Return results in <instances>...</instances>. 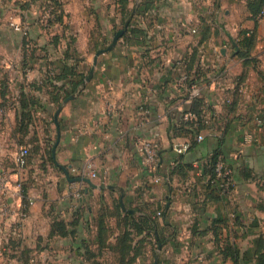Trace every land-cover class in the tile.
<instances>
[{
	"label": "crops",
	"instance_id": "crops-1",
	"mask_svg": "<svg viewBox=\"0 0 264 264\" xmlns=\"http://www.w3.org/2000/svg\"><path fill=\"white\" fill-rule=\"evenodd\" d=\"M247 1L148 0L146 8V0H130L133 17L127 20L134 33L129 34L127 27L128 40L119 38L98 57L90 80L58 104L49 95H37L44 110L38 108L35 114L44 118L53 113L50 134L43 136L56 140L54 115L60 108L57 162L68 168L70 177H89L95 187L70 182L60 167L61 181L51 179L41 187L28 182L25 199L7 198L12 205L6 219L11 232L42 230L39 237L44 239L33 242L39 252L52 250L53 264H153L156 255L158 264H255L254 258L244 259L242 253L264 233L260 230L264 228V16L259 12L254 18ZM246 31L253 32L250 46L238 43ZM87 48V43L77 46L84 58L77 70L86 75L93 59ZM60 64L54 62L56 71ZM184 73L199 85L200 99L210 110L201 130L203 140L177 154L175 142L191 145L195 139L192 133L175 134L172 129L190 106L192 82H180ZM30 81L31 76L8 78L5 100L0 98V140L9 136L17 140L19 99L21 94L30 95ZM53 84L70 89L68 79ZM69 96L73 97L65 101ZM36 128L39 142L46 144ZM145 139L158 147L154 169L140 158L138 143ZM217 148L234 170L235 185L228 197L214 191L203 164ZM17 150L10 156L11 166L4 168L12 171L13 179ZM33 165L23 180L29 174L36 177L41 166ZM91 171L97 173L95 178ZM100 197L109 208L118 199L121 209L134 215L155 210L154 238L136 236L132 247L140 251L134 255L131 248L123 263L118 250L98 248L93 216L101 207ZM83 206L87 212L81 223L88 222L89 230L78 227L75 235L48 238L54 217L67 221L62 213L71 212L72 218L73 211ZM23 210L22 226L12 223ZM158 210L164 214L158 215ZM113 219H108L111 227ZM158 237L164 242L156 244ZM115 242L113 236L107 240ZM221 245L238 247L240 253L221 252ZM13 257L18 261L17 254Z\"/></svg>",
	"mask_w": 264,
	"mask_h": 264
},
{
	"label": "rangeland",
	"instance_id": "rangeland-1",
	"mask_svg": "<svg viewBox=\"0 0 264 264\" xmlns=\"http://www.w3.org/2000/svg\"><path fill=\"white\" fill-rule=\"evenodd\" d=\"M123 21L114 0H0V86L1 81L7 82L11 76H31L30 95L36 98L38 93L50 95L51 88L46 82L54 75V62H61L63 59L68 63L78 64V61L84 58L83 53L78 52L77 46L86 43L90 55L93 56L96 50L111 42L116 31L121 29L127 20ZM38 105L32 106L43 109ZM51 113H46L44 118L42 114H34L32 123L35 129H31L24 144L13 140L11 136L0 140L3 153L0 165L6 169L11 166L10 156L19 146L26 145L29 148L30 163H34L33 166L36 167L41 166L36 177L32 179V183L37 187L48 185L51 179L62 180V172L50 159L48 149L51 144L46 142L43 145L39 142L40 136H37L36 127L41 137L46 138L48 136L43 135L50 134ZM10 213L12 214V211ZM11 214L0 218V264H19L13 255L19 256L22 249L26 250V253H21V257L27 259L30 264H53L52 250L39 252L33 242L35 239H44L39 237L42 230H30L27 233L20 230V233H12L6 223ZM70 214L71 212L62 213L67 221L71 218ZM23 215L18 213V218H13L14 222H11L22 226ZM260 230L264 231V228ZM11 240L21 243L16 244V249H13ZM28 245H31V248Z\"/></svg>",
	"mask_w": 264,
	"mask_h": 264
},
{
	"label": "trees",
	"instance_id": "trees-1",
	"mask_svg": "<svg viewBox=\"0 0 264 264\" xmlns=\"http://www.w3.org/2000/svg\"><path fill=\"white\" fill-rule=\"evenodd\" d=\"M117 5V10L119 14L121 15V19L126 21L129 18L133 17V8L129 6L130 0H114ZM248 7L251 9L252 15L254 18L258 15L259 12H261L262 8L264 7V0H248ZM149 7V2L146 0V8ZM138 9H135V13ZM123 21V22H124ZM128 33L133 34L134 33V25H131L129 22L128 24ZM253 32L252 31H246L244 32L243 38L238 41L239 44L250 46L253 42ZM130 36V35H129ZM124 40H128V35L125 33L123 36ZM97 46L95 45L94 49H96ZM67 53V51L65 52ZM76 57V56H75ZM86 73L84 71H78L77 70V64L76 63H67V61L63 60L61 61L59 69L54 72V75L50 77L48 83L49 87L51 88V94L49 95L52 102L59 103L62 99H64L67 95L74 92L83 81ZM68 79L70 82V89L64 88L63 84L55 85L53 84L54 81H62ZM195 83L193 80H188L187 83ZM0 86V98L3 99L2 102L5 100L4 96L6 95L8 91V85L7 82L1 81ZM1 103V102H0ZM33 104H39L38 107H43L40 103V100L38 97H34L33 95H25L21 94L19 99V113L17 115L16 119V129L19 132V136L17 140L20 144H24L26 142L24 136H26L30 132V126L33 128V121H34V114L36 111V108H34ZM205 103L200 99V96L194 97L190 101L189 109L199 116L203 113V109L205 108ZM44 109V107H43ZM52 117L51 123H53V113L50 114ZM206 123L203 121V119L200 117L197 120V125L194 126V123L190 121H186L180 119L176 120L175 123H173V131L175 134H178L180 132H186V133H192L193 136L197 135L198 133L203 130ZM35 133V131H33ZM37 139V138H36ZM54 139L51 137H46L45 142L50 143V159L54 162V159L52 157V147L54 144ZM197 144L196 140L194 139L192 141V144L190 145L189 150ZM30 150L28 151L27 155V165L26 169H28V166H32L33 163H30L29 160ZM221 155L226 161L227 158L224 154V152L217 148L215 149L208 158L204 161V167L208 169V176L214 175V164L216 161V158ZM55 164V162H54ZM158 164V163H157ZM56 165V164H55ZM59 169V167L57 166ZM29 171V170H28ZM31 172V170H30ZM28 174V172H27ZM28 180H22V188H23V199L26 197V190H27V184L32 183V177L31 174L28 175ZM210 184V182L208 181ZM214 191L217 193V190L213 187ZM113 206L109 208L108 206L104 205L103 197H100V204L101 207L98 208L97 212L93 216V223L96 225V235L95 239H97L98 248L102 249L103 247H110L113 250H118L120 252L119 256V262L123 263L125 262V255L129 253V250L132 247L133 239L136 238L140 233H144L145 236H152L154 238V231L158 230V223L155 219V210L150 212H141L138 215L131 214L130 212L123 211L121 209V206L119 204L118 199L113 200ZM86 208L83 206L80 209H76L72 213V218L69 221H65L64 219L54 217L50 223V229L48 233V238H52L54 235H59L62 237H68L70 235H75L78 232V227L85 228L89 230L88 228V222L86 224L81 223V218L85 220V214H86ZM157 212H160L158 215H163V210H158ZM157 215V214H156ZM110 217L115 218V227H111L108 223V219ZM118 231V233H117ZM113 236L114 239H116L115 244L107 243V240L110 239V237ZM154 239L157 243H163L164 239ZM19 245V242L14 243L12 246ZM23 251V252H22ZM26 250H21L20 255L18 256V261L20 264H30L27 259H24L21 257V253ZM134 255L140 251L139 247H136L133 249ZM231 251L232 254H238L240 253V249L237 247L232 246H224L221 245V252L228 253ZM92 252L86 251V254H90ZM93 254V253H92ZM243 257L244 259H250L254 258L255 264H264V233H259L258 236H256L255 239H253V244L251 247L243 251ZM237 262V261H236Z\"/></svg>",
	"mask_w": 264,
	"mask_h": 264
},
{
	"label": "built area",
	"instance_id": "built-area-1",
	"mask_svg": "<svg viewBox=\"0 0 264 264\" xmlns=\"http://www.w3.org/2000/svg\"><path fill=\"white\" fill-rule=\"evenodd\" d=\"M260 16H264V9L261 10ZM13 25V24H12ZM15 28L18 29V26L15 25ZM189 77L186 73L182 74L180 77L181 83H187ZM190 99L192 100L194 97L199 96V85L191 84L190 85ZM209 107L206 105L203 109V113L199 116L195 112L191 111L189 108L185 109L182 114L183 120L190 121L194 123V126L197 125V120L201 117L203 121L208 123V112ZM204 138V135L200 132L195 135V140L200 142ZM248 140H253L251 137H248ZM255 140V139H254ZM190 142H175L173 145V149L177 154H185L189 151ZM29 148L26 145H21L15 154V169L13 172L16 175V178H12V171H8L0 166V215L8 217L11 212L10 202L7 201V198L10 197L13 200L22 199L23 198V188H22V178L27 165V155ZM138 151L140 154V158L142 163L150 169H154L158 163V147L157 144L152 140H141L138 143ZM195 167H199L197 163L194 165ZM90 176L95 178L97 173L91 171ZM159 178L156 179L158 181ZM210 182V185L217 190V193L222 197H228L235 185L234 179V170L231 164L226 161L221 155L216 158L214 164V175L208 176L207 179ZM77 195H81V193H77ZM21 216L24 214L23 211L19 213ZM160 214V212H157Z\"/></svg>",
	"mask_w": 264,
	"mask_h": 264
},
{
	"label": "water",
	"instance_id": "water-1",
	"mask_svg": "<svg viewBox=\"0 0 264 264\" xmlns=\"http://www.w3.org/2000/svg\"><path fill=\"white\" fill-rule=\"evenodd\" d=\"M128 23H129V20H127L124 24V26L117 30L116 33L114 34L111 42L106 46V47H103V48H100L98 50L95 51L94 55H93V59H92V65L90 67V70L88 72V74L86 75L85 79L82 81V86H84L86 84L87 81L90 80V78L92 77V74H93V70H94V67L97 63V59L98 57L102 54V53H105V52H108L110 51L117 43L118 39L122 37V35L125 33V31L127 30V27H128ZM79 93V90L76 92V94ZM73 96H69L65 99V101L71 99ZM59 109H57V111L55 112V115H54V123H55V126H56V129H57V138L53 144V147H52V157L54 159V162L56 163V165H58V167H60L62 169V171L64 172L66 178L70 181V182H73V181H84V182H87L89 185L91 186H94L95 187V184L92 182V180L89 178V177H70L69 175V172H68V168L64 165H61L57 162L56 158H55V149H56V146L58 144V141H59V135H60V132H59V124L57 122V115L59 113ZM120 201L122 203V194L120 195ZM123 205V204H122ZM161 248V245L158 244V250H160ZM153 264H158V257L157 255L155 256L154 258V261H153Z\"/></svg>",
	"mask_w": 264,
	"mask_h": 264
}]
</instances>
